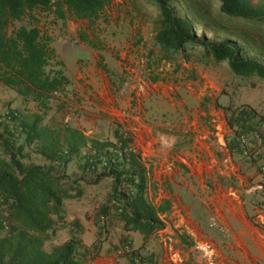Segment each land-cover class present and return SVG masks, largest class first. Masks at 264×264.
I'll use <instances>...</instances> for the list:
<instances>
[{
	"label": "crops",
	"instance_id": "1",
	"mask_svg": "<svg viewBox=\"0 0 264 264\" xmlns=\"http://www.w3.org/2000/svg\"><path fill=\"white\" fill-rule=\"evenodd\" d=\"M101 17L106 19L102 37L127 62L104 50L76 52L62 43L58 48L50 44L54 59L62 62L56 70L69 82L56 95L66 109L63 122L86 136L97 134L101 126L109 129L107 137L123 127L131 132L129 145L136 166L144 170L146 197L167 206L161 215L165 228L144 243L142 235L123 229L109 207L111 179L104 192L100 189L107 179L98 185L79 180L89 189L82 187L79 199L64 202L53 247L75 238L83 264H264V175L255 171L257 165L264 167V145L245 156L236 140L238 128L242 133L259 131L264 140V125L257 126L254 106L239 108L233 87L242 81L203 50L196 52L202 53V66L163 67L165 60L187 58L193 49L164 59L155 33L133 31L134 21L112 19L107 11ZM124 71L131 82L119 84ZM155 75L157 81L152 80ZM163 78L171 81L162 84ZM173 94L180 99L175 101ZM162 112L178 120L179 127H157L153 116ZM37 157L43 163L37 165H49Z\"/></svg>",
	"mask_w": 264,
	"mask_h": 264
},
{
	"label": "trees",
	"instance_id": "2",
	"mask_svg": "<svg viewBox=\"0 0 264 264\" xmlns=\"http://www.w3.org/2000/svg\"><path fill=\"white\" fill-rule=\"evenodd\" d=\"M150 1L159 11L154 42L164 59L181 54L187 48H200L211 56L214 64L226 63L232 75L243 83H253L254 78L264 80V65L247 58L241 46L230 40L213 43L196 37L194 23L187 16L205 21V15L209 14L202 5L196 4L197 0L194 3L192 0H182L189 10L187 16L180 14L173 0ZM216 1L219 2V14L228 20H240L252 25L249 27L251 31L260 32L254 25L264 27V2ZM112 2L0 0V86L12 90L24 102L35 103L39 109L38 112L22 116L10 111L11 120L6 124L0 118V139H3L1 144L7 157L0 158V232H3L0 236V264H83L78 252L80 244L75 238L49 251L44 249V243L51 239L57 224L64 219V202L79 199L82 195L79 180L58 173L53 163L66 156V162H62L65 166L71 157L86 148L99 155L111 145L90 138L68 124L43 123L50 109L49 102L69 82L60 70H47L54 59L51 38L32 23L19 27L15 23L25 18L33 20L35 12L51 14L54 20L74 18L94 23ZM220 27L225 31L235 28L234 24ZM236 36L264 55L263 37H260V44H256L244 31ZM86 42L93 47L91 41ZM14 131L18 132L21 140L16 152L8 146ZM23 147L29 148L49 165L24 164L19 157ZM129 156V168L104 169L97 172L90 184L98 185L103 179L112 180L109 207L112 209L111 203L118 201L122 212L117 215L123 222V229L139 233L145 243L153 234L165 228L161 215L167 211V206H156L147 199L144 170L136 166L133 153L130 152ZM92 167L94 170L95 166ZM3 222L7 224V230H4Z\"/></svg>",
	"mask_w": 264,
	"mask_h": 264
},
{
	"label": "rangeland",
	"instance_id": "3",
	"mask_svg": "<svg viewBox=\"0 0 264 264\" xmlns=\"http://www.w3.org/2000/svg\"><path fill=\"white\" fill-rule=\"evenodd\" d=\"M250 1L253 4L264 2V0ZM192 2L194 3V0H192ZM197 3L202 5L203 9H206L209 12L208 15H205V21L197 18L194 19L192 16H187L189 14V10L184 5L183 1L173 0V5L180 12V14L182 16H187L188 19L193 21L194 32L197 38L213 43L230 40L244 49L245 56L247 58L258 61L264 65V55L256 51V49L251 47L247 42L236 36L238 32L244 31L254 40V42H256V44H260V37H263L264 39L263 26L254 25L256 28H259L260 32L251 31L249 27H252V25H246L240 20H228L226 17L219 14V2L216 0H197L196 4ZM106 11L108 12V16L112 19H119L122 16L125 20L130 21V23L134 21V23H132L134 24V28H132L133 31L137 30L140 32V34L145 35L155 33L157 20L159 19V11L155 4L150 0H113L112 4L106 9ZM105 22L106 19L101 17L100 20L95 21L92 24L88 23V21L77 20L74 18H68L65 23H62L61 20H54V17L51 14L46 12H35L33 20L25 18L19 22H16L15 26H26L29 23H32L36 25L43 34L51 38V46H55V48H58V44L62 43L67 49L76 52H82V48L92 49V52L100 51L101 53L104 50L105 53L110 54L117 61H120L124 64L127 62L126 57L122 56L119 51L115 52L112 50L111 43H108L105 40V37H102L106 33V28L103 27ZM132 24L130 25L131 27H133ZM226 24H234L235 28L229 29L228 31L221 29L220 26ZM86 41H91L94 44L93 47L90 46ZM197 50L202 49H193V53H188V57L184 59L180 57L175 60H165L163 67L165 64L170 63H173L175 66L179 67L181 64L185 63L187 68H194L200 65L202 66L204 64V61L200 57L202 56V53H196L200 52ZM92 57H94V55H92ZM156 60L157 61L154 64H158L159 67H161V60ZM81 62H83V60L78 61V63ZM61 64L62 62L60 60L53 59L50 62V67H48L47 70H56ZM124 73L126 74L120 78L119 84H128L131 82V74H129L127 71H124ZM168 75L169 74L167 73L166 76ZM157 78L159 77L155 75L152 80L157 81ZM195 79L196 78L194 77L192 81H195ZM252 80L253 83H237L235 87H233V95L238 96L241 101L239 108L248 107L251 109V106H254V109L251 110V114L253 113V117L257 126L258 124L259 126H262L264 125V80L257 78ZM167 81L169 82L171 79H159V82L162 84L166 83ZM173 96L175 101L180 99L179 94H173ZM49 106L50 109L46 112L43 123L47 125L64 124L63 115H65L64 112L66 109L60 103L59 99L56 98V96L49 102ZM6 111H14L22 116L33 112H38L39 109L35 103L30 101L24 102L22 99L17 97V95L12 90L0 86V118ZM153 117H155L154 123L159 119L168 118L176 122V128L180 125L179 121L168 115V113H156V115ZM99 128L100 131H98L97 134L90 135L88 137L99 141L109 142L111 145L107 149L100 152L99 155H95V153L90 148L84 149L80 152V154L71 157L65 166L62 165V162H66L67 157L61 156L58 161L53 163L54 169L60 174L69 176L72 180L93 182L97 172L99 173L109 167H114L119 170L129 168V148H133L131 145H129L130 141H132L131 132L127 128L125 129L123 127L117 131L118 135H115L113 132H111L112 135L107 137L106 131L109 129L105 126H101ZM253 130L258 131V129ZM119 132H122L124 136L122 134L119 135ZM236 132L237 134L242 133L239 128ZM9 135L10 134L8 133L7 136ZM11 139L12 141L10 140L11 142H8V146L16 152L19 149V146H21L20 136L17 131L13 132ZM2 140L3 139H0V158L7 159L3 152L1 144ZM263 145L264 140L260 148H262ZM19 157H21V161L26 165L43 164L41 159L34 155L27 147H23L22 152L19 153ZM251 161L255 163L257 160L251 158ZM92 166H95L94 170L91 169ZM262 166L263 165L255 166L256 173L264 175L263 171L261 170ZM109 184V179L105 180L100 190L102 192L108 190ZM79 185L83 187L84 190L89 189V187L84 184ZM68 201L71 203L74 202V200ZM2 234L3 232H0V236ZM52 247V239H49L44 243L45 250L49 251ZM85 264H87V262H85Z\"/></svg>",
	"mask_w": 264,
	"mask_h": 264
},
{
	"label": "built area",
	"instance_id": "4",
	"mask_svg": "<svg viewBox=\"0 0 264 264\" xmlns=\"http://www.w3.org/2000/svg\"><path fill=\"white\" fill-rule=\"evenodd\" d=\"M10 111H6L2 116L1 119L6 121L7 123L10 122L11 116L9 114ZM157 127L164 128L166 130H174L176 129V122L171 119L163 118L159 119L155 122ZM122 132H119L121 135ZM123 135V134H122ZM124 136V135H123ZM237 144L241 149L242 153L245 156L255 155L257 154L258 150L262 146L263 140L261 135L258 132L252 131L249 133H239L236 136ZM129 152L135 153L133 148H129ZM93 168V167H92ZM264 173V167L261 168ZM112 209L116 214H120L122 212V206L118 201H113L111 203ZM4 230L8 229V226L5 222L2 223ZM150 264H157L156 262H151Z\"/></svg>",
	"mask_w": 264,
	"mask_h": 264
}]
</instances>
